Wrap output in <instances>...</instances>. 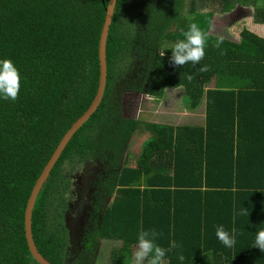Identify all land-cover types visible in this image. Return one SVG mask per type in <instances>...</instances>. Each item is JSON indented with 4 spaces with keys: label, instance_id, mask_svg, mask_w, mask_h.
<instances>
[{
    "label": "trees",
    "instance_id": "16d2710c",
    "mask_svg": "<svg viewBox=\"0 0 264 264\" xmlns=\"http://www.w3.org/2000/svg\"><path fill=\"white\" fill-rule=\"evenodd\" d=\"M257 1L254 20L264 25V0H117L105 96L58 162L89 150L105 158L100 151L106 146L114 152L109 162L119 165L131 134L150 132L136 166L127 159L112 174L119 194L101 225L102 237L120 243L112 249L111 264H127L139 232L153 228L163 233L157 241L161 246L173 240L180 245L165 264H264V251L252 247L256 231L264 228V35L247 26L238 39L212 31L215 17L229 15L236 4ZM108 2L0 0V59L12 60L22 76L18 100L0 98V264H40L27 243L25 209L46 162L96 95ZM131 6L137 16L129 22ZM147 11L151 22L140 33L138 19ZM191 23L209 34L205 57L196 66L175 67L171 49ZM219 37L223 43L216 48ZM135 52L143 55L147 72L144 86L131 89L147 88L160 100L169 88H182L190 107L205 102L204 125L120 114L119 102L110 95ZM203 65L209 71L201 73ZM60 171L53 169L38 196L33 235L53 264H69L68 230L59 210L67 185ZM242 208L248 216L240 214ZM217 225L235 229L234 247L217 239Z\"/></svg>",
    "mask_w": 264,
    "mask_h": 264
},
{
    "label": "flooded vegetation",
    "instance_id": "af4514ba",
    "mask_svg": "<svg viewBox=\"0 0 264 264\" xmlns=\"http://www.w3.org/2000/svg\"><path fill=\"white\" fill-rule=\"evenodd\" d=\"M146 17H148V11L145 14V18L141 17L138 19L140 20L138 21L140 33H142V29L146 31L147 26L151 22V18L147 19ZM126 65L128 66L125 69L123 68V76L115 78L110 95L111 101L119 102L120 114L123 117L137 119L138 121L154 122L151 118H141L142 115L148 112L143 109L144 99L140 100L141 96H144L145 93L149 94L147 88H144V91L131 89L132 87L144 86L143 83L145 82L144 78L147 69L143 55L135 52V56L132 57L131 62L126 63ZM151 98L154 97L151 96ZM133 111L137 112L132 113ZM143 111L145 112L142 113ZM136 114L137 116H135ZM140 132H133L128 138L127 143H124L127 149L123 152L119 165L114 166L109 162V158L114 152L113 148L107 149L106 146L105 149L100 151L106 154L105 158L100 157L96 151L89 150L81 158L80 156H73V159L63 160L61 164H58L60 157L54 165L53 169L55 167L60 168L61 174L59 176L64 179L63 183L67 185V192L64 194L65 199H63V202L59 206L61 216L64 218L65 225L67 217L70 214L73 215V219L76 222L72 224L71 228L66 226L69 236L66 260L69 264H73L74 262L76 264H96L99 258L103 260L101 256L104 255V248L102 247H105L108 241L114 243L113 239L101 236V225L105 210L119 194L117 191L118 187L113 184L112 174L117 169H122L127 159L130 161L134 156L137 161V158L140 156L139 154H141V151L137 147L139 139H141L138 136L141 134ZM144 133L148 134V138L151 136L149 131H145ZM145 140L143 141L145 142ZM52 171L49 176H51ZM77 222L80 224L78 225ZM71 232L75 233L76 237L74 239L73 237L71 238ZM119 245L120 243L116 244L115 247ZM101 248L102 251L100 253Z\"/></svg>",
    "mask_w": 264,
    "mask_h": 264
},
{
    "label": "clouds",
    "instance_id": "9594fccd",
    "mask_svg": "<svg viewBox=\"0 0 264 264\" xmlns=\"http://www.w3.org/2000/svg\"><path fill=\"white\" fill-rule=\"evenodd\" d=\"M183 39L178 40L172 47L170 62L175 67H183L185 64L191 63L196 66L205 57V49L208 45L209 34L203 30L197 23H191L188 30L182 32ZM223 43V37H219L214 47L220 48ZM164 52L161 56H164ZM223 54V53H222ZM201 73L209 71L207 65H203L198 69ZM191 80L193 77L188 75ZM22 76L10 59H0V98L15 102L19 98L21 90ZM242 215L248 216V211L241 209ZM235 217H233V221ZM217 239L227 248L235 246L236 237L235 229L229 232L223 225L216 226ZM162 232L156 229L141 230L138 234V242L135 251L132 252L129 264H165V257L173 249L180 247L175 240L170 242L166 248L157 243ZM252 247L259 248L264 251V228L256 231L255 239ZM179 259L184 260V256L180 255Z\"/></svg>",
    "mask_w": 264,
    "mask_h": 264
},
{
    "label": "rangeland",
    "instance_id": "374dc122",
    "mask_svg": "<svg viewBox=\"0 0 264 264\" xmlns=\"http://www.w3.org/2000/svg\"><path fill=\"white\" fill-rule=\"evenodd\" d=\"M261 2H253L250 4H236V7L234 10L227 16L224 17H218L214 19V22L212 24V31L216 33L217 35H230L232 39H238L240 31L244 27H248L249 29H252L256 31L257 33H260L264 35V25L257 24L254 20V15H255V7L256 4H260ZM186 9V8H185ZM254 11V13L252 12ZM141 13V10L140 12ZM138 13V14H139ZM126 19L131 22L134 18L137 16V10L134 8V6L128 7L127 8V13H126ZM140 15V14H139ZM229 23H232L233 27L229 28V32H225L223 29L224 27L226 28L229 26ZM136 24V21H135ZM170 44V43H169ZM185 91L182 88L178 89H168V95L164 98H161L159 101L155 98H151V95L145 93L144 96H141L140 100L144 99L143 102V109L147 110L148 112L145 115H142L141 118H151L152 121L160 123H169V124H193V122H199L201 121V118L204 114V106L202 105L204 102L199 106V110L196 112L195 108H192L189 113L186 114L185 110H189L188 106L190 105V100L189 98L185 95ZM137 111H133L132 113H136ZM143 111L142 113H144ZM203 113V114H202ZM137 116V114L135 115ZM140 116V115H139ZM148 131V130H143ZM142 132V133H144ZM141 133V132H140ZM140 134L138 136L141 137L139 139V143L137 145L138 150H141V145L144 144L143 140L148 138V134ZM136 135V134H135ZM134 135V136H135ZM150 137V136H149ZM146 141V140H145ZM136 160L135 157L133 156L132 159L128 162V165H135ZM119 242H110L106 244V246L102 247L104 248V255L101 256L96 262V264H111V255H112V249L115 247V245ZM110 245V247H109ZM102 248L100 249V253L102 251ZM135 251V250H134ZM131 258H129L127 264H129Z\"/></svg>",
    "mask_w": 264,
    "mask_h": 264
},
{
    "label": "water",
    "instance_id": "95a60500",
    "mask_svg": "<svg viewBox=\"0 0 264 264\" xmlns=\"http://www.w3.org/2000/svg\"><path fill=\"white\" fill-rule=\"evenodd\" d=\"M117 5V0H109L106 6V15L105 20L103 23V27L101 30L100 40H99V62H100V77H99V85L96 92V95L89 105V107L83 112L81 116H79L69 127V129L65 132L62 139L60 140L59 144L57 145L55 151L53 152L52 156L48 160L47 164L43 168L42 172L40 173L39 177L37 178L32 192L29 196L27 206L25 209V234L29 249L31 251L32 256L38 261L40 264H53L47 257L43 255V253L39 250L35 238L33 235V211L35 208L36 201L38 196L43 188L44 183L48 179L54 165L61 157L63 151L65 150L66 146L68 145L69 141L72 139L74 134L92 117V115L97 111L100 104L103 101L107 82H108V58H107V44H108V37L110 33V28L113 22V16L115 13ZM141 145V152L142 146ZM71 219V221H70ZM73 215H68L66 220V226L68 228L72 227L74 223ZM76 223V222H75ZM79 225L80 223L77 222ZM74 228V227H73ZM71 238L76 237L74 232L70 233Z\"/></svg>",
    "mask_w": 264,
    "mask_h": 264
},
{
    "label": "crops",
    "instance_id": "0c3cea01",
    "mask_svg": "<svg viewBox=\"0 0 264 264\" xmlns=\"http://www.w3.org/2000/svg\"><path fill=\"white\" fill-rule=\"evenodd\" d=\"M257 24H259V23H257ZM169 89H175V88H169ZM178 89V88H177ZM167 95H168V92H167ZM155 99V98H154ZM157 101H159V100H157ZM204 102V101H203ZM204 107H205V102L202 104ZM200 106V105H199ZM199 106L198 107H196L195 108V111H193V112H196V111H198L199 110ZM188 108H189V110H185L186 111V114H189V113H193V112H190L191 111V109H192V107H190V106H188ZM203 114V113H202ZM205 122H206V112H205V108H204V114H203V116H202V118H201V121H199V122H193V124H195V125H204L205 124ZM160 123H163V122H160ZM165 124H169V123H165ZM171 125H182V124H171ZM144 142V141H143ZM140 155V154H139ZM137 162V161H136ZM137 163H135V165H136ZM135 165H133V166H135Z\"/></svg>",
    "mask_w": 264,
    "mask_h": 264
}]
</instances>
